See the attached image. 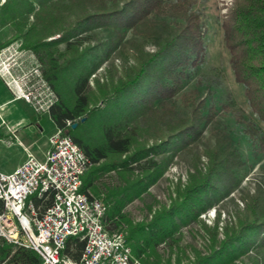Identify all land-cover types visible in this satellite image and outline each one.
I'll list each match as a JSON object with an SVG mask.
<instances>
[{"label":"trees","instance_id":"16d2710c","mask_svg":"<svg viewBox=\"0 0 264 264\" xmlns=\"http://www.w3.org/2000/svg\"><path fill=\"white\" fill-rule=\"evenodd\" d=\"M140 1L6 0L0 6V28L9 29L10 35L0 40V48L20 39L23 47L37 55L44 77L58 94L50 110L54 123L70 134L91 160L82 175L81 190L105 203L106 229L122 231L134 256L146 264H161L158 245L178 241L175 235L181 224L197 218L213 204L210 195L220 192L228 174H233L232 180L235 178L234 171L241 161L234 149L224 148L200 182L181 192L180 199L169 207L155 211L151 219L134 221L124 211L165 169V162L153 155H165L188 142V136H180L188 127L179 128L180 132L167 129L166 135H161L158 126L145 122L143 117L148 111L163 116L164 107L173 105L164 104L167 96L194 76L206 49L207 32L203 27L207 17L193 9L192 0H164L165 8L168 4L182 8L164 9L166 14L156 9V0H142L146 6L140 10ZM145 13L154 19L149 20L153 31L142 30L155 41L151 51L134 44L137 39L132 34L126 37L131 31L136 33ZM221 28L235 77L257 117L249 116L244 128L255 146L264 141L258 123L264 121V0H232ZM120 32L126 33L120 36ZM57 33L59 36L52 37ZM125 40L131 44L135 63L125 64L119 73L110 68L103 80L95 78L91 83L100 62L118 47L117 43L124 47L128 43ZM200 109H205L202 103L195 111L199 113ZM67 119L77 125L72 127ZM156 135L160 141L148 145L150 136ZM221 175L225 178L220 182ZM29 197L42 208L51 202V194L46 199L37 194ZM205 226L209 228L206 235L211 252L197 254L191 264H244V255H249V264H264V197L247 200L243 210L222 226L219 219L213 226ZM84 244L78 236H69L64 252L79 258ZM0 260L4 264L41 261L34 248L4 237H0Z\"/></svg>","mask_w":264,"mask_h":264},{"label":"rangeland","instance_id":"374dc122","mask_svg":"<svg viewBox=\"0 0 264 264\" xmlns=\"http://www.w3.org/2000/svg\"><path fill=\"white\" fill-rule=\"evenodd\" d=\"M192 1L193 9L197 12H204L207 17L206 25L203 27L207 32L206 49L199 58L201 61L199 67L194 76L185 82L184 86L167 96L164 104L166 106L173 105H170L169 108L164 107L163 116H154L155 113H152L154 111H148L143 117L145 122L154 123L158 126L157 130L161 135H166L167 129L176 131L181 127L182 129L188 127V130L182 132L180 136H188L189 140L177 150L165 155H153L165 162V169L154 183L142 192L141 196L125 206L124 211L134 221L151 219L155 211L165 206L169 207L180 199L181 192L200 182L202 175L209 168H212L215 164L214 161L218 160L220 155L224 153V148L229 151L234 149L241 164L236 166L235 178L232 180L233 174H228L229 178L224 179L225 185L222 186L220 192L216 195H210L213 204L202 211L197 218L189 219L181 224L180 230L175 235L178 241L172 245L167 243L158 245L157 252L161 258L159 261L161 264H168L169 260L171 264H191L197 254H209L211 241L206 235V230L209 228L205 224L209 227L213 226L215 221L219 219L220 226H222L226 220L232 221L237 213L243 210L247 200H254L258 196L264 197L261 195L264 193V141L254 146L245 133L244 128L246 129L248 125L249 116L257 117L248 107L244 87L235 77L230 63V52L222 38L221 21L224 19L232 0ZM185 3L178 2V4ZM139 4L140 10L146 6L142 0ZM173 5L168 4V7L165 8L164 0L155 1L156 9L163 13L167 12L163 11L164 9H182L180 6L177 8ZM152 19V14H142L137 29L135 28L136 33L133 34L131 31L126 35L128 37L132 34L137 39L133 41L134 44L138 43L141 48L150 51L154 50L155 41L149 37L150 35L146 31L142 30H154L149 25V20ZM125 33L120 32V36ZM9 35V29L0 28V40ZM57 36H59L58 33L52 37ZM15 40L21 43V48L33 53L35 56L33 60L40 63L44 77L43 65L34 51L23 47L20 39ZM125 41L128 42L127 45H123L125 48L117 43L116 46L118 47L100 62L91 75V83L94 84L95 78L103 80L110 68L113 72L119 73L125 64L131 66L135 63L133 51L130 49L131 44L128 40ZM100 54L105 56L104 51H101ZM11 97V92L0 81V116L6 119L11 127L17 131L21 140L31 151L38 157H43L49 144L48 135L51 132V126L44 124L40 120L39 113L34 111L24 100L14 99L4 102ZM200 103L205 109L203 112L200 109L198 113L195 108ZM125 104L127 105V103ZM175 106L179 108L178 111H173ZM153 107L159 109L156 105ZM170 108L171 110H169ZM43 115H49V113L45 112ZM169 116L173 117L168 121ZM192 116H196V118L192 119ZM258 123H260L264 134V121H258ZM0 129H5L1 120ZM180 131L182 130L179 129L177 132ZM157 136H150L148 145L159 140L160 136ZM33 140H36V143L32 144ZM138 142H140L139 139ZM17 149L20 150V153L16 152ZM19 154L25 156L18 145L7 146L4 141L0 140V168L2 170L12 164L15 155L20 157ZM223 178L225 177L221 175L219 181L221 182ZM219 237L222 238L223 235L220 234ZM133 257L146 264L142 259L134 255ZM241 262L249 264V255H244Z\"/></svg>","mask_w":264,"mask_h":264},{"label":"built area","instance_id":"2783aa9c","mask_svg":"<svg viewBox=\"0 0 264 264\" xmlns=\"http://www.w3.org/2000/svg\"><path fill=\"white\" fill-rule=\"evenodd\" d=\"M20 46L15 40L0 48V77L13 99L50 113L58 94L33 53ZM49 142L43 160L27 149V158L12 171L0 169V237L34 248L40 264H143L133 257L122 231L106 229L105 203L81 190L90 158L62 127L56 126ZM31 194L42 199L51 194V202L42 208ZM72 235L85 240L79 258L64 252Z\"/></svg>","mask_w":264,"mask_h":264},{"label":"crops","instance_id":"0c3cea01","mask_svg":"<svg viewBox=\"0 0 264 264\" xmlns=\"http://www.w3.org/2000/svg\"><path fill=\"white\" fill-rule=\"evenodd\" d=\"M0 81L2 82V84L4 86H6V84L4 83V81L2 80L1 77H0ZM8 90L10 91L9 88H8ZM11 94H12V92H11ZM19 99H21V98H19ZM19 99H15V100H19ZM11 100H14L13 99V94H12L11 98H8L4 102L11 101ZM22 100H24V99H22ZM24 101L34 110V108L26 100H24ZM43 114L44 113H39V117L41 118L40 120L44 124H47V125L51 126V132L48 135V143L49 144H48V147H47L43 157H38L33 151H31L29 149V147L27 145H25V143L21 140V138L19 137L17 131L11 127V125L6 121V119H4L2 116H0V120L2 122V125L5 127L4 130L0 129V140L4 141L7 144V146L18 145L23 150V153L25 154V156L24 155L21 156L19 154L20 157L15 155V159L12 161V164H10L7 168H5L4 169L5 171H12L14 168H16L18 165H20L27 158V149L30 150L38 159L43 160L45 158L46 152H47V150L50 147L49 136L55 130L56 124L54 123L50 113H49V115H43ZM31 122H34V121H31ZM34 143H36V140H33L32 144H34ZM16 152L20 153V150L17 149Z\"/></svg>","mask_w":264,"mask_h":264},{"label":"water","instance_id":"95a60500","mask_svg":"<svg viewBox=\"0 0 264 264\" xmlns=\"http://www.w3.org/2000/svg\"><path fill=\"white\" fill-rule=\"evenodd\" d=\"M82 119H84V117ZM76 125H77V122L72 123V127H74Z\"/></svg>","mask_w":264,"mask_h":264}]
</instances>
